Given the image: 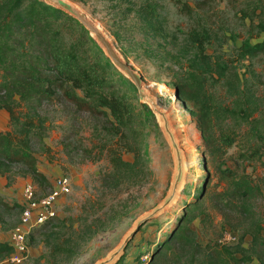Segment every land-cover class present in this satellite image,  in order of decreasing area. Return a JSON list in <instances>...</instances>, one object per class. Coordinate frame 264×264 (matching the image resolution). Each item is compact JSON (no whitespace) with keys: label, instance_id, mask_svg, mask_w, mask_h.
Segmentation results:
<instances>
[{"label":"rangeland","instance_id":"374dc122","mask_svg":"<svg viewBox=\"0 0 264 264\" xmlns=\"http://www.w3.org/2000/svg\"><path fill=\"white\" fill-rule=\"evenodd\" d=\"M72 1L104 28L123 56L142 74L148 91L168 111L186 154L187 175L178 199L164 212L141 225L115 264H147L150 248L167 237L179 222L186 204L195 199L204 183L208 194L202 207L211 215L202 220L205 213H201L189 221L198 241L214 243L226 228H232V224L238 226L232 229L239 238L252 220L260 222L264 233V164L259 155H243L251 153L258 145L264 150V53L231 62L238 56V46L244 40L258 41L264 37L260 28L264 25V0ZM146 2L158 4L159 21L154 24L146 21L139 11ZM184 4L193 11H188ZM204 28L213 34V42L207 44V51L237 66L242 80L243 93L238 96L230 94L228 87L237 85L239 79L235 74L230 75L231 80L210 84L213 106L232 107L233 99L237 97L235 106L239 108L238 112L220 113L217 110L211 114L215 134L232 133L235 137L226 152L219 147L221 144L206 148L191 105L184 104L177 95L176 80L179 75H184L180 64L191 51L189 33ZM135 91L133 102L138 104L136 88ZM38 110L46 118V134L41 143L35 142L32 146L37 167L46 179L22 174L19 172L21 164L13 165V170L18 173L10 184L6 183L9 176H0V193L9 204L8 207L0 206V239H7L8 228L19 218L16 204H21L24 183L31 181L37 194H43L51 187L54 177L64 173L72 184L69 193L62 196L57 205L58 218L35 228L31 234L33 239L30 236L28 239L27 256L17 264H95L118 244L140 214L160 202L168 192L175 170L171 145L158 116L143 110L144 114L133 126L141 131L137 139L145 147L150 172L144 171L137 182L115 186L107 176L111 169L108 147L118 136L108 132L111 126L106 116L76 108L59 90L52 97L43 99ZM8 116V112L1 108L0 130L7 128ZM258 130L263 137L258 135ZM123 158L132 160L133 152L124 151ZM228 166L240 173L246 169L256 175L261 184L262 193L252 203L253 214L245 211L238 201L240 207L236 209L225 207L216 196L219 190L228 186L221 173V168ZM18 191L20 198L19 194L16 196ZM96 216L102 220L95 222L101 227L87 240L77 237L80 244L69 258L63 253L52 254L42 240V233L49 229H59L61 237L65 238L70 224L80 228L81 221ZM250 239L248 234L245 246L249 245ZM176 250L184 256L181 262L189 260L187 258H191L193 252L178 247ZM156 263L172 264V260L167 258ZM253 264L260 263L255 259Z\"/></svg>","mask_w":264,"mask_h":264},{"label":"trees","instance_id":"16d2710c","mask_svg":"<svg viewBox=\"0 0 264 264\" xmlns=\"http://www.w3.org/2000/svg\"><path fill=\"white\" fill-rule=\"evenodd\" d=\"M184 5L188 11H193L188 4ZM139 11L146 21L152 24L159 21L156 2H146ZM260 28L264 32V25H260ZM212 35L205 28L194 29L189 33L191 51L180 64L184 75H179L176 88L182 102L191 105L206 148L221 144L219 147L226 152V147L233 145L235 137L232 133L215 134L211 114L217 110L220 113L228 110L231 113L238 112L239 108L235 106L237 97L233 99L235 103L232 107L213 106L210 84L224 82L223 79L231 80L230 75L235 74L239 80L237 85H228L229 92L241 95L242 80L237 66L232 64L233 60L264 53V37L258 41L244 40L238 46V56L231 59L230 64L227 59L207 51V44L213 42ZM58 90L76 108L94 115H104L110 122L108 132L118 138L108 147L111 169L107 176L115 186L123 182H137L144 171L150 172L145 147L137 139L141 131L133 125L140 120L143 110L148 114L153 111L145 103L133 102V98H136L134 84L104 56L88 31L75 18L43 0H0V109H5L9 115L7 128L0 130V176H9L7 184L18 173V170H13L14 164H21L19 172L22 174L46 179L37 167L32 144L41 143L46 134V118L39 112L38 105ZM124 151L133 152L132 160L123 158ZM243 155H259L264 164V150H261L260 145L254 147L251 153ZM221 173L227 179L228 186L216 193L220 203L235 209L241 206L253 214L252 203L262 193L256 175L246 169L240 173L229 166L221 168ZM207 194L204 183L195 199L186 204L179 222L167 237L150 248L147 264H157V261L167 258H171L172 264H253L255 259L264 264L263 227L255 220L241 233L236 243L223 244L217 240L203 244L197 240L189 221L201 213H205L202 220L211 215L202 207ZM16 205L19 206L20 216L21 204ZM0 206H9L1 193ZM98 221H102L100 216L81 221L80 228L70 224V231L65 238L61 237L59 229H49L42 233V240L52 254L63 253L69 258L80 244L77 237L83 241L91 237L101 227L95 223ZM231 227L238 226L232 224ZM36 229L29 234L32 239L31 234ZM248 234L251 239L249 245L245 246ZM176 247L192 249L191 258L186 257L189 260L181 262L184 256ZM13 250L8 239H0V258Z\"/></svg>","mask_w":264,"mask_h":264},{"label":"water","instance_id":"95a60500","mask_svg":"<svg viewBox=\"0 0 264 264\" xmlns=\"http://www.w3.org/2000/svg\"><path fill=\"white\" fill-rule=\"evenodd\" d=\"M43 1L75 18L88 31L110 62L134 84L139 101L147 104L154 114L158 116L161 127L173 151L175 170L168 192L160 202L140 214L118 244L95 262V264H115L123 255L127 244L141 225L164 212L178 199L187 175L185 150L172 126L168 111L160 105L156 96L148 91L142 74L123 56L104 28L72 0Z\"/></svg>","mask_w":264,"mask_h":264},{"label":"built area","instance_id":"2783aa9c","mask_svg":"<svg viewBox=\"0 0 264 264\" xmlns=\"http://www.w3.org/2000/svg\"><path fill=\"white\" fill-rule=\"evenodd\" d=\"M72 181L67 174L56 175L52 185L43 194H37L31 181L24 183L21 193V211L17 223L8 231V241L14 250L0 258V264L20 263L29 252L28 236L30 232L58 215L60 198L69 193ZM238 237L233 229L226 228L219 242L236 243Z\"/></svg>","mask_w":264,"mask_h":264},{"label":"crops","instance_id":"0c3cea01","mask_svg":"<svg viewBox=\"0 0 264 264\" xmlns=\"http://www.w3.org/2000/svg\"><path fill=\"white\" fill-rule=\"evenodd\" d=\"M18 194H19V191L16 193V196H18ZM19 198H20V194H19ZM7 238H8V236H7ZM6 239V238H5Z\"/></svg>","mask_w":264,"mask_h":264},{"label":"bare ground","instance_id":"6f19581e","mask_svg":"<svg viewBox=\"0 0 264 264\" xmlns=\"http://www.w3.org/2000/svg\"><path fill=\"white\" fill-rule=\"evenodd\" d=\"M187 169V168H186Z\"/></svg>","mask_w":264,"mask_h":264}]
</instances>
